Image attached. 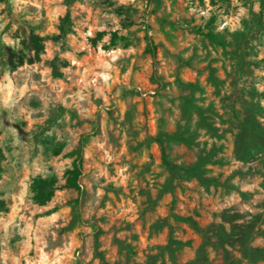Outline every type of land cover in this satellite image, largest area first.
Listing matches in <instances>:
<instances>
[{"label":"rangeland","instance_id":"1","mask_svg":"<svg viewBox=\"0 0 264 264\" xmlns=\"http://www.w3.org/2000/svg\"><path fill=\"white\" fill-rule=\"evenodd\" d=\"M0 264H264V0H0Z\"/></svg>","mask_w":264,"mask_h":264},{"label":"trees","instance_id":"2","mask_svg":"<svg viewBox=\"0 0 264 264\" xmlns=\"http://www.w3.org/2000/svg\"><path fill=\"white\" fill-rule=\"evenodd\" d=\"M147 42H148V49L147 50L150 53V55L152 56V58L155 60V58H156V47H155L153 41L151 40V38L149 36L147 37ZM31 43H32V45L36 51H40L42 49V45L40 44V38L39 37H37V36L32 37ZM68 173L72 174L73 177L68 179L67 186L70 188H77V184H76L77 172L75 170H71ZM44 182L45 181L37 180L35 182V185H37L39 187V184H40V186H42V184Z\"/></svg>","mask_w":264,"mask_h":264}]
</instances>
